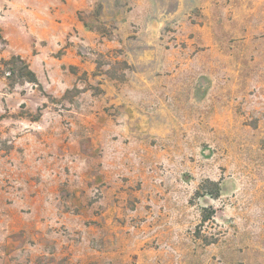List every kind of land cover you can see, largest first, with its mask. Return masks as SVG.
<instances>
[{
	"label": "rangeland",
	"instance_id": "obj_1",
	"mask_svg": "<svg viewBox=\"0 0 264 264\" xmlns=\"http://www.w3.org/2000/svg\"><path fill=\"white\" fill-rule=\"evenodd\" d=\"M14 56L0 264H264V0H0Z\"/></svg>",
	"mask_w": 264,
	"mask_h": 264
},
{
	"label": "trees",
	"instance_id": "obj_2",
	"mask_svg": "<svg viewBox=\"0 0 264 264\" xmlns=\"http://www.w3.org/2000/svg\"><path fill=\"white\" fill-rule=\"evenodd\" d=\"M0 75H6L10 85H16L22 82L39 84L36 73L30 68L29 64L20 56H14L9 60L1 61ZM216 193L213 195L218 197L220 194L219 184H215ZM210 194V193H209ZM212 194V193H211ZM215 216V210L205 209L202 214V223H206Z\"/></svg>",
	"mask_w": 264,
	"mask_h": 264
}]
</instances>
